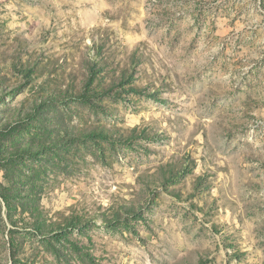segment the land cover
<instances>
[{
	"label": "rangeland",
	"instance_id": "rangeland-1",
	"mask_svg": "<svg viewBox=\"0 0 264 264\" xmlns=\"http://www.w3.org/2000/svg\"><path fill=\"white\" fill-rule=\"evenodd\" d=\"M0 264H264V0H0Z\"/></svg>",
	"mask_w": 264,
	"mask_h": 264
},
{
	"label": "trees",
	"instance_id": "trees-1",
	"mask_svg": "<svg viewBox=\"0 0 264 264\" xmlns=\"http://www.w3.org/2000/svg\"><path fill=\"white\" fill-rule=\"evenodd\" d=\"M95 80H97V77H94V75H93L92 82H94Z\"/></svg>",
	"mask_w": 264,
	"mask_h": 264
}]
</instances>
